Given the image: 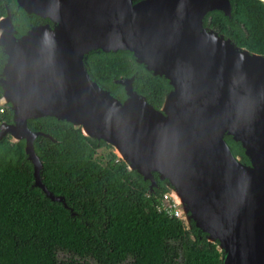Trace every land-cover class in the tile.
Wrapping results in <instances>:
<instances>
[{
    "label": "water",
    "instance_id": "water-1",
    "mask_svg": "<svg viewBox=\"0 0 264 264\" xmlns=\"http://www.w3.org/2000/svg\"><path fill=\"white\" fill-rule=\"evenodd\" d=\"M15 3L48 20L18 34L7 5L0 16V105L11 111V122H0V139L23 141L32 185L74 214L41 181L33 140L50 135L26 124L45 116L68 122L113 153L117 145V157L149 189L154 176L164 180L181 198V221L190 219L216 242L220 264H264V55L203 25L212 10L229 17V0ZM94 49L127 50L165 79L170 88L160 106L132 89L133 74L113 80L122 86L121 100L96 82L84 63ZM225 136L239 143L247 163Z\"/></svg>",
    "mask_w": 264,
    "mask_h": 264
},
{
    "label": "trees",
    "instance_id": "trees-1",
    "mask_svg": "<svg viewBox=\"0 0 264 264\" xmlns=\"http://www.w3.org/2000/svg\"><path fill=\"white\" fill-rule=\"evenodd\" d=\"M229 17L209 11L203 25L229 38L249 52L264 55V3L229 0ZM11 7L18 34L41 19L0 0V16ZM4 54L0 51V67ZM89 75L120 100L122 86L113 80L132 79V89L154 108L170 86L133 60L127 50L85 54ZM0 122H11L7 105L0 106ZM37 135L33 150L41 162L40 177L54 195H62L74 212L51 201L32 185V167L23 152V141L0 139V264H220L216 242L207 241L192 221L168 217L157 210L168 186L155 177L149 189L134 170L109 151L101 164L99 148H110L100 139L81 134L70 123L45 116L29 119ZM233 155L247 163L238 142L224 137ZM57 253L64 256L58 259Z\"/></svg>",
    "mask_w": 264,
    "mask_h": 264
},
{
    "label": "built area",
    "instance_id": "built-area-1",
    "mask_svg": "<svg viewBox=\"0 0 264 264\" xmlns=\"http://www.w3.org/2000/svg\"><path fill=\"white\" fill-rule=\"evenodd\" d=\"M157 210L167 215L181 220L177 203L172 199L169 192H164L159 199Z\"/></svg>",
    "mask_w": 264,
    "mask_h": 264
},
{
    "label": "rangeland",
    "instance_id": "rangeland-1",
    "mask_svg": "<svg viewBox=\"0 0 264 264\" xmlns=\"http://www.w3.org/2000/svg\"><path fill=\"white\" fill-rule=\"evenodd\" d=\"M0 106H2V105H0ZM109 151H111L112 153H113V150H112V148H105V147H102V148H99V149H97L96 151H95V158H97V160L101 163V164H104L105 163V161L107 160V157H108V153H109ZM114 154V153H113ZM114 156H115V158L116 159H119L115 154H114ZM169 188H171L170 186L168 187V191L167 192H169L170 191V189ZM170 193V192H169ZM177 207H178V204H177ZM179 209V208H178ZM180 211V210H179ZM183 216V214L180 212V217H182ZM183 221H184V224H187V222L188 221H190V219H183ZM64 255L63 254H61V253H57V257H58V259H61L62 257H63ZM90 264H94L93 262H89Z\"/></svg>",
    "mask_w": 264,
    "mask_h": 264
},
{
    "label": "bare ground",
    "instance_id": "bare-ground-1",
    "mask_svg": "<svg viewBox=\"0 0 264 264\" xmlns=\"http://www.w3.org/2000/svg\"><path fill=\"white\" fill-rule=\"evenodd\" d=\"M264 1V0H263ZM171 101H172V93H170L169 95H168V97L166 98V105H167V108H168V106L170 105V103H171ZM83 132H86V129L85 128H83ZM115 150H114V153L116 154V156H121V150H120V148L116 145L115 147ZM170 196L172 197V199L174 200V201H176V202H180V200H181V198H180V196L176 193L175 194V192H171L170 193Z\"/></svg>",
    "mask_w": 264,
    "mask_h": 264
},
{
    "label": "flooded vegetation",
    "instance_id": "flooded-vegetation-1",
    "mask_svg": "<svg viewBox=\"0 0 264 264\" xmlns=\"http://www.w3.org/2000/svg\"><path fill=\"white\" fill-rule=\"evenodd\" d=\"M13 1V4H14V7L15 8H20L19 6H17L16 5V3H15V0H12ZM260 1H262V0H260ZM263 2V1H262ZM264 3V2H263ZM8 6V5H7ZM9 7V6H8ZM10 8V11H11V23H12V25H13V28H14V24H13V21H12V10H11V7H9ZM21 9V8H20ZM22 10V9H21ZM23 11V10H22ZM24 13H26L25 11H23ZM26 14H29V15H33V14H31V13H26ZM4 15V14H3ZM2 16V15H1ZM33 16H35V15H33ZM35 17H37V16H35ZM37 18H39V17H37ZM39 19H41L42 21H39V22H37L36 24H38V23H46L48 20L46 19V18H39ZM33 25H35V24H31V25H29L24 31H22L21 33H19V34H22V33H24L28 28H30L31 26H33ZM15 29V28H14ZM15 31H16V33H18V31L15 29Z\"/></svg>",
    "mask_w": 264,
    "mask_h": 264
}]
</instances>
